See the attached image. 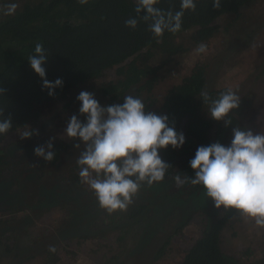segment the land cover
Listing matches in <instances>:
<instances>
[{
  "label": "trees",
  "instance_id": "16d2710c",
  "mask_svg": "<svg viewBox=\"0 0 264 264\" xmlns=\"http://www.w3.org/2000/svg\"><path fill=\"white\" fill-rule=\"evenodd\" d=\"M259 1L263 0H221V7L217 10L212 0H197L196 10L185 12L181 31L175 35L165 32L162 43L158 44L143 21L139 22L135 30L125 26L127 19L137 16L134 11L135 0H89L87 5H80L78 0H0V9L9 3L19 5L12 16H5L0 11V89H3L0 108L4 110L0 119H12V129L6 135H0V204H5V201L11 203L10 201L13 202L17 198V195L8 193L15 187L22 189V180L25 179L21 177V173L35 170L38 173L34 172V177L25 181L28 184L34 179L42 182L46 177L47 166H59L63 162L67 144L59 137V129H62L64 121L58 124L57 120H63L68 113L79 110L81 104L78 96H75L77 91L88 90L94 95L101 94L102 97L108 98L106 107L117 102L123 104L127 92L136 88L139 93L148 94L146 112L166 115L169 126L185 136L182 148L173 149L169 146L160 150L161 159L170 166L164 181L151 188L147 185L142 187L150 191L163 190L169 200L161 211H155L151 208L152 200L145 199L144 196L135 197L126 212L111 216L105 211L99 212L100 208L95 203L88 217L91 221L66 232L63 240L100 237L107 240L113 232H120L116 235V242L122 251L116 256L105 254L107 264H119L121 261V264H151L149 260L132 257L135 247L136 252H140L148 243L149 234L146 233L145 224L155 221L157 212L160 211L161 216H165L166 210H171L168 206L176 205V199H171L174 191L171 186L175 182V175L185 176L198 147L214 143L223 124L211 118L201 93L207 92L215 99L228 89L225 86H212V66L216 63L214 60L199 62L179 83L167 88L159 107L152 110V107L159 103L154 97L155 88L163 84L166 77L162 69L176 61L177 57L182 58L183 53L199 43L209 44L222 30L228 33V27L217 23L219 18L235 16L239 19L244 8H251ZM159 7L176 11L180 8V0H161ZM37 42L43 44L48 55L44 65L46 78L53 83L56 79L63 81V87L55 89L54 97L48 94V90L43 89L42 79L31 69L28 61V57L34 54ZM187 44L190 46L187 47ZM113 70L116 71L115 81L100 87L94 86ZM64 99L67 101L57 107V102ZM241 118L238 120H243L244 125L249 128V124L245 123L244 114H241ZM50 120L52 122H46ZM81 122L84 123L82 120ZM25 125L42 134L33 135L30 139H21L17 134ZM253 127L251 122L250 129L253 130ZM261 127L264 131V119ZM53 138L54 160L47 162L37 157L34 149L41 144L36 142L42 140V146H46ZM188 143L193 145L189 152L186 150ZM78 172L79 166L76 163L58 175L57 186L62 190L66 201L78 194L80 189L88 188L80 183ZM198 187L193 186V190ZM87 192L90 199L96 201L89 188ZM55 193L43 190L38 202H42V199L50 200L48 197ZM22 202L21 200L20 204ZM59 206H49L48 209L61 208ZM21 208L32 209L22 204L20 208L15 207L9 212L17 214ZM185 210L183 215L187 216V220L181 223V227H178L171 237L177 235L188 222L193 221L196 215L205 214L204 211H192L193 206H188ZM75 214L76 212L69 211L67 219L62 220L61 227H57L56 232L64 230L69 219ZM235 217L234 211L217 210L215 219L209 224H203L199 237L185 249L178 264H240L239 259H235L236 255H228L222 246L223 231ZM11 223V219L1 221L5 226ZM134 228H138L134 235L135 246L126 250V245L121 243L127 242L121 233L128 234ZM24 236L13 228L0 235V246L3 247L0 249L1 264L9 256L13 259L19 256L20 240L25 243L33 242L28 233L25 240L20 239ZM59 239L60 241H56L51 247L56 249L58 244L63 245L61 236ZM169 244L170 238L156 248L157 260L163 256L162 253L166 254ZM30 248L31 245L25 249ZM49 248L40 251L38 255L44 254L47 257L48 260L44 264H58L60 259L57 250L53 253ZM109 251H113V247ZM243 252L245 251L241 253ZM262 263L264 264V261Z\"/></svg>",
  "mask_w": 264,
  "mask_h": 264
},
{
  "label": "rangeland",
  "instance_id": "374dc122",
  "mask_svg": "<svg viewBox=\"0 0 264 264\" xmlns=\"http://www.w3.org/2000/svg\"><path fill=\"white\" fill-rule=\"evenodd\" d=\"M217 23L228 27L229 32L222 30L209 44H206L208 47L207 53L196 54L194 52L196 46L183 53L182 58L177 57L176 61L169 63L162 69L166 77L164 83L159 85L157 89L155 88L154 97L159 100V103L155 104L152 110L159 107L167 88L179 83L186 74L191 72L197 63L210 61V59L214 60L216 63L212 66V74L214 75L212 86L216 88L217 86L232 88L240 96V107L233 110L230 116L232 124L225 126L223 122L219 135L217 134L214 142H219L227 147L231 144L233 138L232 130L235 127L247 130L251 128V122H253V133L264 134L261 127V122L264 119V0L254 4L251 8H244L239 19L235 18V16H225L219 18ZM186 46L190 45L187 44ZM115 80L116 71L113 70L97 81L94 86L100 87ZM86 91L92 93V91ZM79 93L80 91H77L75 96H78ZM126 95L137 96L146 105V98L148 97L146 92L139 93L135 88L128 91ZM94 96L99 104L105 107L108 98L102 97L101 94ZM66 101L65 99L58 101L57 107ZM116 104L122 103L117 102ZM241 114H244L245 123L249 124V128H247L248 125H244L243 120H238V118H241ZM72 115H76L78 119L86 123V117L81 115L79 110L75 113H68L63 120L58 118V124L64 121L62 129H59V137L67 144L63 162L59 166H47L45 169L46 177L42 182L34 179L33 182L28 184L25 181L27 178L34 177V172H37L35 170H30L24 174L21 173V177L25 179L22 180V189L15 187L8 193V195H17V198L13 202L10 201L11 203H6L5 201V204H0V235L6 230L13 228L19 234L25 235L24 238L20 237V239L25 240L28 233L30 239L33 240V242L28 241L26 243L20 240L18 244V247H21L20 253L18 252L19 256L15 259L9 256L4 260L3 264H7L9 261L11 264H44L48 260L47 257L44 254L38 255V253L45 251L46 248L56 241H60V236L64 243L63 245L58 244V247H56L57 256L60 259L58 264H107L104 258L105 254L116 256L122 251L121 246L116 242V235H119L120 232H113L114 234L109 236L107 240L101 237L87 240H63V235L66 232L79 226L81 227L86 221H91L88 217L95 203L99 207L97 200L93 201L90 199L89 191L87 192L88 188L80 189L78 194L71 196L66 201L65 195L57 186L59 173L66 172L68 168L75 165L80 152L84 150L82 141L78 139L70 140L66 137L65 130ZM40 134L42 132H39ZM17 136L19 137V134ZM39 142L42 146L43 141L39 140L36 143ZM77 143L80 144L79 149L75 147ZM192 147L193 145L188 143L186 150L189 152L193 149ZM185 175L189 178L195 177V172L191 166L185 171ZM171 188L174 190L171 199L175 198L177 203L175 206L174 204L168 206L171 210H166L165 216H161L160 213V209L164 208L163 205L169 200L165 191L158 192L156 189L153 191L140 189L137 197L144 196L145 199L152 200L151 208L155 209V211H160L155 215V221L145 224L146 233L149 234L148 243L140 249V252H136L137 248L135 247L136 250L134 249L135 251L132 254L133 259L138 257L143 260H149L151 264H178L183 258L185 249H188L199 237L203 224L211 223L217 216V209L213 201L203 194L202 186H199L196 190H193L194 188L191 184H185L182 188H177L174 182ZM43 190L56 193L48 197L50 200L44 201L42 199V202H38V197L41 196ZM21 200L23 201L22 204L32 209L21 208L22 210L17 214H10L9 211H12L15 207L20 208L22 205L20 204ZM57 205H60L59 207L61 208L48 209L49 206ZM188 206H193L192 211H204L205 214L199 213L196 215L193 221L188 222L179 230L177 235L171 237L174 231L181 227V223L187 220V216H184L183 213ZM69 211L76 212V214L72 219H69L64 230L56 232L57 227H61L62 220L67 219ZM101 211L99 209V212ZM9 219L12 221L11 224L6 226L1 224V221ZM227 225L223 231L222 239V246L225 252L231 256L233 254L236 255L235 259H239L240 264H263L264 229H257L251 223H245L239 215H236ZM137 231L138 228H134L128 234L121 233L127 242V244L121 243L124 246L126 245V250H129L130 247L134 248V235ZM168 238H170L168 250L165 252L166 254L162 253L163 256L157 260L156 248L162 246ZM30 245L31 248L26 250L25 248ZM111 247H113V251H109ZM1 248L3 247L0 246ZM242 251L245 252L241 253ZM121 263L122 261L119 262V264Z\"/></svg>",
  "mask_w": 264,
  "mask_h": 264
},
{
  "label": "clouds",
  "instance_id": "9594fccd",
  "mask_svg": "<svg viewBox=\"0 0 264 264\" xmlns=\"http://www.w3.org/2000/svg\"><path fill=\"white\" fill-rule=\"evenodd\" d=\"M219 10L221 0H212ZM80 5H87L89 0H78ZM161 0H135L136 17L125 21V26L135 30L143 21L156 43H162L165 32L173 35L182 29L186 11H195L197 0H180L179 10H164L159 7ZM19 5L9 3L2 14L12 16ZM255 47V45H253ZM208 47L201 42L194 52L205 54ZM48 55L43 44L37 42L34 54L28 57L31 69L42 79L43 89L50 96H55V89L63 87V81L50 82L46 78ZM3 89H0V95ZM211 118L232 124L233 110L240 107V96L232 88L221 92L215 99L207 92L201 93ZM79 113L86 117L82 123L72 115L66 127V137L80 140L84 150L76 162L79 166L80 183L88 186L94 193L99 207L108 215L126 212L137 197L140 189L149 188L164 181L170 166L160 156L161 149L171 146L182 148L185 143L183 133H177L169 126L166 115H157L145 111L144 101L133 95H125L123 104L102 107L94 94L81 91ZM4 110L0 108V117ZM12 129V119H0V135H6ZM19 131L21 139H30L39 135L25 125ZM230 146L219 142L198 147L190 166L195 172L194 178L176 174L177 188L185 184L202 186L204 195L211 199L217 210L234 211L245 223H251L257 229H264V134H254L251 129L233 128ZM53 141L46 146L34 149L37 157L47 162L54 160ZM77 149L80 144L75 145ZM47 149V150H46ZM55 252V247L49 248Z\"/></svg>",
  "mask_w": 264,
  "mask_h": 264
}]
</instances>
